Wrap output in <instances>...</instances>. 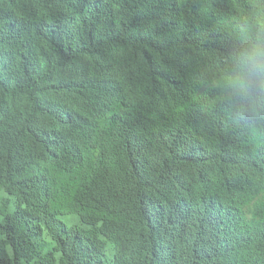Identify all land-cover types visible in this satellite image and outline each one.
<instances>
[{
    "label": "trees",
    "instance_id": "trees-1",
    "mask_svg": "<svg viewBox=\"0 0 264 264\" xmlns=\"http://www.w3.org/2000/svg\"><path fill=\"white\" fill-rule=\"evenodd\" d=\"M256 44L264 0H0V264H264Z\"/></svg>",
    "mask_w": 264,
    "mask_h": 264
},
{
    "label": "clouds",
    "instance_id": "clouds-1",
    "mask_svg": "<svg viewBox=\"0 0 264 264\" xmlns=\"http://www.w3.org/2000/svg\"><path fill=\"white\" fill-rule=\"evenodd\" d=\"M228 89L248 118L264 115V44L253 45L238 57Z\"/></svg>",
    "mask_w": 264,
    "mask_h": 264
},
{
    "label": "rangeland",
    "instance_id": "rangeland-1",
    "mask_svg": "<svg viewBox=\"0 0 264 264\" xmlns=\"http://www.w3.org/2000/svg\"><path fill=\"white\" fill-rule=\"evenodd\" d=\"M10 199V197L3 191H0V208L1 206L6 202V200ZM1 211V210H0ZM16 211V206L11 203V206L9 208V213L13 214ZM2 220V215L0 212V221ZM62 220L67 224V225H71V223L66 222L65 218H62Z\"/></svg>",
    "mask_w": 264,
    "mask_h": 264
}]
</instances>
